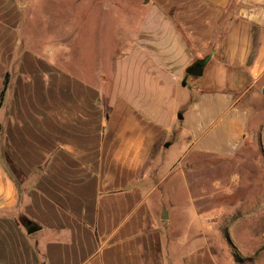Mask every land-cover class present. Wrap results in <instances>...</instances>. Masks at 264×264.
I'll return each mask as SVG.
<instances>
[{"label":"crops","instance_id":"crops-1","mask_svg":"<svg viewBox=\"0 0 264 264\" xmlns=\"http://www.w3.org/2000/svg\"><path fill=\"white\" fill-rule=\"evenodd\" d=\"M23 14L0 0V264H218L200 226L164 223L147 171L166 144L236 155L240 94L264 91V0H145L92 83L29 52Z\"/></svg>","mask_w":264,"mask_h":264},{"label":"rangeland","instance_id":"rangeland-1","mask_svg":"<svg viewBox=\"0 0 264 264\" xmlns=\"http://www.w3.org/2000/svg\"><path fill=\"white\" fill-rule=\"evenodd\" d=\"M12 1L24 10L22 37L29 52L36 57L53 54L59 59L63 51L73 74L82 70L91 83L97 71L108 78L112 60L128 40L130 26L140 20L145 2ZM240 95V105L248 112V127L233 158H182L177 147L164 149L166 144L154 155L147 174L153 186L159 184L155 193L166 195L163 203L171 220L164 223L170 222L172 232L184 228L183 234L200 226V238L205 239L218 264H264V91L254 88ZM188 196L195 202H187ZM191 205L200 224L188 219Z\"/></svg>","mask_w":264,"mask_h":264},{"label":"water","instance_id":"water-1","mask_svg":"<svg viewBox=\"0 0 264 264\" xmlns=\"http://www.w3.org/2000/svg\"><path fill=\"white\" fill-rule=\"evenodd\" d=\"M202 68L203 65L202 64H196L195 66H193L189 71H188V75L192 78H199L202 75ZM167 147V146H165ZM167 219V215L166 212H163V217L162 220H166ZM35 230L32 228L28 231V234L34 233Z\"/></svg>","mask_w":264,"mask_h":264}]
</instances>
